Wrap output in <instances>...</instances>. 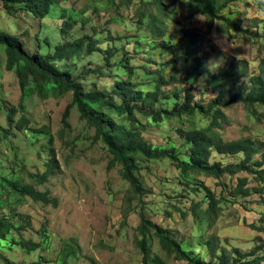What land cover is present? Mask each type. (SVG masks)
Here are the masks:
<instances>
[{
    "label": "rangeland",
    "instance_id": "374dc122",
    "mask_svg": "<svg viewBox=\"0 0 264 264\" xmlns=\"http://www.w3.org/2000/svg\"><path fill=\"white\" fill-rule=\"evenodd\" d=\"M119 1L56 0L44 19H36L25 11L13 16L1 11L0 30L19 38L25 50L33 55L51 54L56 46L83 36L103 42L104 49L113 43L119 49L110 61L113 68L108 67L101 51L89 52L88 43L81 55L53 63L57 70L70 72L87 91L97 88L112 95L115 83L127 78L122 63L126 53L135 70L132 83L140 94L156 91L157 72L167 79L172 76L182 79L199 69L202 75L187 82L185 87L192 86L195 102L207 107L218 96L208 86V73L217 74L232 64L239 73L243 68L247 72L232 94L248 93L249 79L259 74L264 60V0L233 1L221 14L229 21L240 22L241 29L246 31L243 34L229 31L223 22L211 25L189 0H165L166 4H174L171 21L151 31L140 23L137 14L140 7L146 6L144 3L134 0L133 5L125 6ZM67 20L77 25L61 33ZM99 69L103 70L101 76L86 75ZM225 86L229 88L230 83ZM177 93L182 100L180 86L163 88L161 97L169 99L162 100L156 109L172 108L175 105L172 97ZM20 95L17 77L5 69V54L0 49V126L7 130L14 126L8 125L7 114L11 108H17ZM71 100V94L45 100L28 95L24 111L16 112L13 123L25 116L29 120L25 130H12V136L6 140L0 135V184L2 178L20 179L47 192L56 201V206H45L30 198L20 200L7 191L3 193L0 187V218L19 225L26 241L41 245L38 251L29 254L19 245L6 241L0 249V264H142L143 257L136 246L141 239V216L174 236L184 251L193 253L194 257L212 261L207 247L211 243L219 253L224 249L231 256L238 252L248 261L264 260L262 182L246 173L221 180L196 177L193 180L210 189L222 204L214 224L195 221L192 204L202 203L203 193L195 196L189 188L182 187L178 171L169 162L142 161L136 163L141 169L142 187L137 196L124 181L122 168H110L112 157L103 144L94 143L95 131L81 119L77 107L71 111L70 127H64L63 113ZM258 111L259 120L242 104L225 109L229 123L218 130L219 134L227 142L250 137L264 154V108L258 107ZM137 118L144 128L145 142L177 152L183 146L178 136L180 128L188 129L194 124L200 129L212 121V117L202 115L193 121L172 119L161 124L141 116ZM33 129L48 130L54 138L53 145L49 147L42 136H34ZM51 156L58 169L45 185L38 186L30 174L45 172ZM261 158L255 156L253 162ZM239 161L234 156L213 155L211 163L227 165ZM240 178L248 181L245 186L250 192L248 196L235 192ZM179 211L188 217L183 219ZM10 238L20 240L14 231ZM71 242L77 249L75 258L67 256ZM150 254L152 259H160L164 264H185L169 259L155 240Z\"/></svg>",
    "mask_w": 264,
    "mask_h": 264
},
{
    "label": "trees",
    "instance_id": "16d2710c",
    "mask_svg": "<svg viewBox=\"0 0 264 264\" xmlns=\"http://www.w3.org/2000/svg\"><path fill=\"white\" fill-rule=\"evenodd\" d=\"M115 1V0H113ZM145 7L138 9L140 23L155 31L159 26L171 21L173 3L166 4L165 0H140ZM196 6V9L205 16L211 25L215 22H223L229 31L246 33L241 29L240 22L229 21L221 14L233 1L243 0H189ZM120 4L125 6L133 5L134 0H120ZM56 4V0H0V13L4 11L9 16L25 11L36 19H44L50 14V8ZM76 22L67 20L63 22L61 33L71 31ZM163 31V30H162ZM162 35V34H160ZM85 43L91 53L101 51L108 67L113 68L110 61L119 52V49L112 44L104 49L101 48L103 42H99L92 36H83L72 42H66L54 48L51 54H29L19 38L8 35L0 30V49L5 54V69L14 72L19 88L20 98L17 108H11L7 114V123L14 125L8 130L0 126L1 139L12 136V130L19 132L25 130L29 120L22 116L15 124L14 117L16 112H23L25 109L24 100L28 95L39 97L41 100L47 98H61L71 94L72 100L67 105L63 113L62 123L68 128L71 111L77 107L80 117L86 121L90 129L95 131L93 141L95 144H103L112 161L110 168L120 166L123 171V179L126 181L135 194L138 196L142 191L140 172L136 166L137 162H169L179 173L178 181L182 187L189 188L193 195L204 194L203 202L192 204L191 212L195 221L214 224L221 210L222 200L216 199L214 193L206 188L202 183L196 182L198 176H205L221 180L226 176H237L239 174H249L254 176L257 181L264 184V154L260 147L250 137L239 140L225 141L219 134V129L229 120L224 112L237 104H242L251 114L259 120L260 114L258 107L264 108V60L261 62L259 74L249 79V91L247 94H232L237 84L242 78L247 77L246 68L239 73L236 66L229 65L228 68L221 69L217 74L208 73L210 79L208 86L218 93L217 98L208 104L201 105L195 102L196 96L191 88L185 87L187 82L198 79L202 73L199 69L187 74L184 78L178 79L175 76L166 78L162 72H157L159 78L156 82V91L153 93L140 94L136 91L138 87L132 83L135 70L130 65V60L125 57L122 59L124 74L127 75L125 81L115 83L113 94L94 88L85 90L83 86L68 71H59L53 63L56 61H70L76 56L81 55ZM166 48H168L166 46ZM162 69L165 68L162 64ZM102 75L103 70L99 69L86 73ZM194 80V81H195ZM230 83V87L225 85ZM180 86L183 92L181 100L179 94H175L172 99L175 105L172 108L156 109L162 100L169 97H161L163 88L170 86ZM116 97L121 101L118 103ZM18 109V110H17ZM198 115L212 117V121L205 127L198 129L194 124L188 129L180 128L178 136L183 141V146L179 152L175 149H162L154 147L143 139L144 128L137 116L143 119H150L155 124H161L172 119L193 121ZM261 121V120H260ZM31 133L36 137H43L52 146L54 138L46 129H33ZM52 156L54 151L50 150ZM213 155L238 157V163L225 165L222 162L211 163ZM261 155L260 161L253 162L255 156ZM51 156L43 173L30 174V178L38 186L45 185L49 178L58 169L56 160ZM247 179H239L235 192L241 196H248L249 190L245 188ZM1 191H7L10 195H16L20 200L32 199L36 203L45 206H56V201L50 198L47 192H42L33 184H24L20 179H1ZM255 192H259L255 189ZM204 205L207 209L204 210ZM183 219L188 215L179 211ZM23 219V218H22ZM141 227L137 240V248L142 255V264H164L160 259L151 258L152 242L155 240L161 251L169 258L179 263L185 264H261L263 259L248 261L245 256L236 252L233 256L227 254L223 249L220 253L209 243L207 245L213 260L208 262L205 259L194 257L193 253H186L181 243L174 236L163 230L158 225L141 216ZM26 228V226H21ZM255 228V226H253ZM27 229V228H26ZM14 231L20 240L11 239V232ZM10 241L13 245H19L21 249L29 254L35 253L41 248L40 244L26 241L21 228L8 218H0V249L2 244ZM67 247V256L75 258L77 249L74 242ZM253 258V255L251 256ZM40 264V263H37Z\"/></svg>",
    "mask_w": 264,
    "mask_h": 264
}]
</instances>
